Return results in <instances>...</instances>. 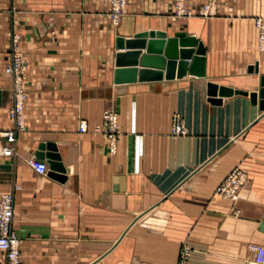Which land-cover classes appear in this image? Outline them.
Masks as SVG:
<instances>
[{"label":"crops","instance_id":"obj_1","mask_svg":"<svg viewBox=\"0 0 264 264\" xmlns=\"http://www.w3.org/2000/svg\"><path fill=\"white\" fill-rule=\"evenodd\" d=\"M206 1L186 4L196 11ZM215 9L177 16L174 0H126L115 25L110 0H0V129L12 126L11 77L3 71L9 32L19 34L27 62L25 129L16 154L0 156V194L13 193L20 264H179L184 247L185 264H249V246L264 245V110L249 94L220 103L207 95L208 81L259 88L264 53L253 17L264 15V0H215ZM144 30L194 35L205 48L204 75L115 82V53L146 51L116 48L115 37ZM135 67L155 69L139 59ZM105 109L117 113L113 152L94 131ZM174 112L184 135L170 133ZM48 141L64 172L49 169L45 157L43 174L28 165ZM234 166L247 177L236 202L214 192Z\"/></svg>","mask_w":264,"mask_h":264},{"label":"built area","instance_id":"obj_2","mask_svg":"<svg viewBox=\"0 0 264 264\" xmlns=\"http://www.w3.org/2000/svg\"><path fill=\"white\" fill-rule=\"evenodd\" d=\"M126 0H110V17L113 24H118ZM175 15L177 16H212L215 15V0H207L196 11L189 8L186 0H174ZM257 29V48L264 53V15L253 17ZM10 36V59L3 66V71L11 77L12 101L9 107V114L12 126L0 129V156H12L17 152L16 139L18 133L25 129L24 104L27 99V92L24 89L26 79L27 62L19 48L20 36L18 33L9 32ZM87 123L84 119L78 123L80 131L86 130ZM95 132H100L108 143L111 152L115 150L116 141L119 138L117 124V113L112 109H105L102 112L101 121L94 126ZM170 133L173 136L184 135L187 128L183 118L178 112L172 114ZM28 165L37 173H45L47 164L36 156L27 159ZM246 172L239 166L232 167L225 177L216 185L214 192L223 199L236 202L240 192L246 185ZM238 214L237 209L234 210ZM13 220V193L11 191L0 194V251L4 252L6 264H20L19 238L12 229ZM252 254L249 264H264V245H250ZM188 249L181 250L179 264H185Z\"/></svg>","mask_w":264,"mask_h":264},{"label":"water","instance_id":"obj_3","mask_svg":"<svg viewBox=\"0 0 264 264\" xmlns=\"http://www.w3.org/2000/svg\"><path fill=\"white\" fill-rule=\"evenodd\" d=\"M114 45L116 48L146 47L143 54L139 50L132 49L115 53V82L161 79L163 76L165 78L180 77L187 72L195 75H204L205 73V48L194 35H186L184 31H175L172 35H167L161 30H144L127 38L117 35ZM138 59L141 66L151 64L155 69L135 67ZM248 69L258 72V64H250ZM232 93L249 94L251 102L257 103L259 108L264 110V73L259 75V88L252 91L232 89L219 86L212 81L207 82L208 100L212 103H220L221 96ZM2 99L3 94L0 90V103ZM39 149H45V151L37 152L36 157H45L49 169L65 171L54 142L41 143ZM258 229L264 233V217L260 221Z\"/></svg>","mask_w":264,"mask_h":264}]
</instances>
